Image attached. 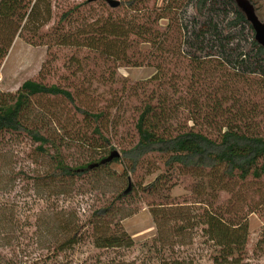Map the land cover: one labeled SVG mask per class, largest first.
Here are the masks:
<instances>
[{
    "label": "trees",
    "instance_id": "trees-1",
    "mask_svg": "<svg viewBox=\"0 0 264 264\" xmlns=\"http://www.w3.org/2000/svg\"><path fill=\"white\" fill-rule=\"evenodd\" d=\"M39 1L0 0V63L24 21L34 15ZM250 1L257 11L254 1ZM122 5L134 7L130 1ZM188 7L194 17L190 28L184 30L181 26V51L183 47H190L195 52L192 59L189 57L196 70H204L210 66L209 61H217L219 66L238 75L257 71L264 75V48L256 42L253 27L235 0H190ZM77 10L73 8L65 12L59 24L64 25ZM166 10L144 11L131 16L130 20L114 17L95 20L83 29L80 36L86 41L87 48L100 52L103 57L121 61V66L141 67L149 56L144 55L141 62L128 60L127 50L136 38L138 45L157 47L161 55L167 52L165 46L173 33L170 25L162 24L167 19ZM56 31L60 45H70L71 36L67 32L59 34L64 31L60 27ZM117 45L124 48L118 52ZM39 97L63 98L85 119L93 121L96 125L92 132L96 137L81 140L90 152L109 148L108 155H93L83 164H70L48 130L36 122L40 118L34 117L32 108ZM229 99L225 96L222 102H216L210 113L203 112L205 107L198 106L196 100V106L190 108L185 123L179 125L176 122L180 115L179 104L169 107L172 100L166 94L158 93L156 97L153 92L145 96L135 124L137 143L123 149L120 157L105 162L114 150L102 131L101 120L105 113H94L80 106L77 96L67 87L28 80L16 93L0 92V139L7 135L23 136L36 144L37 152L51 162L45 172L32 175L18 172L17 175L23 176L43 193L35 200L39 209L33 214L36 218L34 235L24 241L14 235L17 225L10 224L11 228H7L9 222L0 214V264H193L192 258L182 251V247L188 245L184 241V231L187 230L196 231L205 238V243L210 244L211 250L206 256L209 264H254L259 261L264 256V202L263 228L252 250L248 249V222L239 218L240 213L234 210V204L222 207L198 205L194 214L190 208H174L170 203L168 206L161 204L162 207L156 205L152 207V214L157 234L143 245V260H129L124 254L135 246L133 237L120 225V220L136 213L127 212L123 207L124 200L135 192L132 185L128 193H125L127 189L114 191L101 206L87 209L83 214L73 203L76 194L96 183L94 180L82 182L86 177H97L112 164L125 163L124 174L130 180L129 175L136 174L142 162L150 156L163 160L164 172L140 188L143 197L156 198L160 192L171 188L166 185L172 183L171 176L177 171L187 176L207 177V186L214 192L227 191V186L234 181L242 184L263 181L264 132L253 124V118L247 120L254 111L242 109L243 106L233 101L232 106L226 107L224 102ZM236 107L237 111H234ZM119 215L120 219H117ZM170 223L174 225V235H166ZM84 248H87L85 253Z\"/></svg>",
    "mask_w": 264,
    "mask_h": 264
},
{
    "label": "rangeland",
    "instance_id": "rangeland-1",
    "mask_svg": "<svg viewBox=\"0 0 264 264\" xmlns=\"http://www.w3.org/2000/svg\"><path fill=\"white\" fill-rule=\"evenodd\" d=\"M118 1L133 2L134 7L129 8L121 3L113 12L103 0L39 1L34 15L24 21L7 55L0 63V92L16 93L28 80L67 87L77 96L80 106L94 113H105L101 120L102 131L114 147L113 151L119 153L137 143L135 124L139 108L143 98L153 92L156 97L158 93L169 96L172 100L168 104L169 107L179 104L180 115L176 121L179 125L185 123L190 108L196 106V100L198 106L202 104L205 107L203 112L210 113L214 104L222 102V98L227 96L230 99L224 102L226 107L232 106L233 101L243 106L242 109L254 111L247 120L253 118V124L264 132V75H261V72L238 75L226 67L219 66L220 62L217 61H209L210 66L204 70H196L190 60L195 52L190 47H183L181 51V26L184 30L190 28L194 17L188 7L190 0ZM252 1L257 7L258 18L264 21V0ZM73 8H78L77 12L61 26L59 22L62 15ZM165 9L167 19L163 20L162 24L170 25L173 33L165 46V54H159L157 47L138 45L136 38H131H135V42H132L127 50L128 60L141 62L144 55L149 56L147 63H143L141 67L121 66V61L114 62L111 58L103 57L100 52L87 48L86 41L80 36L83 29L95 20L105 21L108 17L130 20L131 16L140 15L144 11ZM219 9L222 10L221 7ZM58 27L65 31H60L59 34L67 32L71 36L70 45H60L56 31ZM116 48L119 52L124 46L117 45ZM151 78H155L154 81L142 86ZM34 103L33 115L36 119L40 118L36 122L41 124L44 130H48L70 164H83L93 155H108L109 148L101 152H90L83 144L84 137H96L92 132L96 124L75 111L65 99L39 97ZM234 111H237V107ZM210 135L215 136L213 132ZM36 147V144L23 136L7 135L0 139V214L9 222L7 228H11L10 224L17 225L14 235L22 241L34 235L33 225L36 218L33 214L39 209L35 200L41 197L43 191L17 174L20 171L29 175L45 172L51 165L50 159L38 153ZM162 161L158 156H150L142 162L136 174L129 175L135 192L124 200L123 207L127 212L136 213L120 220V225L135 241V246L124 252L127 259L143 260V245L157 234L152 207L159 204L160 207L161 204L168 206L167 203L174 208H190L193 214L197 212L195 208L198 205L222 207L229 203L234 204V210L237 209L240 213L239 218H245L248 222V249L254 248L263 228L261 214L264 180L248 181L244 184L234 181L227 186V191L214 192L207 186V177H192L177 171L171 176L172 183L166 185L171 188H166L156 198L141 196L140 188L163 174ZM124 171L125 163H118L112 164L106 172L97 177H86L82 182L91 183L94 180L96 183L86 186L83 193L76 194L73 203L81 209L82 214L85 210L88 211L87 209L101 206L103 201L110 199L114 191H124L128 188L129 180ZM120 216L117 219H120ZM168 225L166 235L176 234L173 231L174 225ZM184 241L188 245L182 247V251L192 258L193 264H209L206 256L211 247L205 243V238L196 231L187 230L184 231ZM33 250L34 248L30 249ZM82 251L85 253L87 248ZM254 264H264V256Z\"/></svg>",
    "mask_w": 264,
    "mask_h": 264
},
{
    "label": "water",
    "instance_id": "water-1",
    "mask_svg": "<svg viewBox=\"0 0 264 264\" xmlns=\"http://www.w3.org/2000/svg\"><path fill=\"white\" fill-rule=\"evenodd\" d=\"M89 2H95L99 0H88ZM108 5L111 8H118L120 6V1L118 0H107ZM238 9L244 14L247 21L252 25L255 32L256 42L264 48V21H260L257 16L256 9L250 0H235ZM120 157L118 151H113L111 155L105 160V162H110L114 158ZM131 189V181L129 180V186L125 193H128Z\"/></svg>",
    "mask_w": 264,
    "mask_h": 264
}]
</instances>
